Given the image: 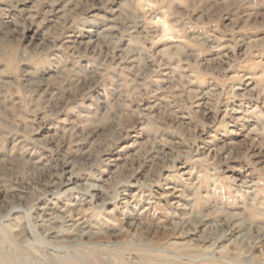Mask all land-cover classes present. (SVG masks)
<instances>
[{
  "label": "rangeland",
  "instance_id": "1",
  "mask_svg": "<svg viewBox=\"0 0 264 264\" xmlns=\"http://www.w3.org/2000/svg\"><path fill=\"white\" fill-rule=\"evenodd\" d=\"M0 264H264V0H0Z\"/></svg>",
  "mask_w": 264,
  "mask_h": 264
},
{
  "label": "bare ground",
  "instance_id": "2",
  "mask_svg": "<svg viewBox=\"0 0 264 264\" xmlns=\"http://www.w3.org/2000/svg\"><path fill=\"white\" fill-rule=\"evenodd\" d=\"M54 183V182H53ZM57 184V183H56ZM58 184H60V185H62L61 183H58ZM66 190V189H65ZM94 190H99V187H97L96 185H90V186H88V192H89V196H90V198H94V197H96V193L94 192ZM53 194L52 195H54V193L55 192H52ZM127 199V198H126ZM132 225V224H131Z\"/></svg>",
  "mask_w": 264,
  "mask_h": 264
}]
</instances>
